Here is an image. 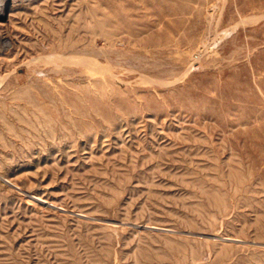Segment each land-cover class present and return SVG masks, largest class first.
<instances>
[{
    "label": "rangeland",
    "instance_id": "1",
    "mask_svg": "<svg viewBox=\"0 0 264 264\" xmlns=\"http://www.w3.org/2000/svg\"><path fill=\"white\" fill-rule=\"evenodd\" d=\"M0 264H264V0H6Z\"/></svg>",
    "mask_w": 264,
    "mask_h": 264
},
{
    "label": "bare ground",
    "instance_id": "2",
    "mask_svg": "<svg viewBox=\"0 0 264 264\" xmlns=\"http://www.w3.org/2000/svg\"><path fill=\"white\" fill-rule=\"evenodd\" d=\"M5 4H6V0H0V15L3 14V11H4V7H5ZM69 61V60H68ZM95 66V65H94ZM89 67V66H87ZM93 68V67H92ZM91 68V70H92Z\"/></svg>",
    "mask_w": 264,
    "mask_h": 264
}]
</instances>
